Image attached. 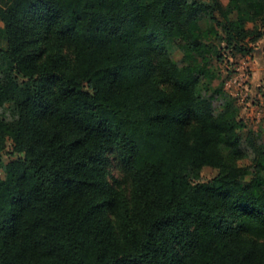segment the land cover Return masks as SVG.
Segmentation results:
<instances>
[{
	"label": "trees",
	"instance_id": "obj_1",
	"mask_svg": "<svg viewBox=\"0 0 264 264\" xmlns=\"http://www.w3.org/2000/svg\"><path fill=\"white\" fill-rule=\"evenodd\" d=\"M227 7L0 0L2 59L30 81L0 78V264H264V187L221 151L241 137L231 109L166 46L202 53L201 10L244 42ZM249 7L260 16L264 0ZM204 166L225 172L197 180Z\"/></svg>",
	"mask_w": 264,
	"mask_h": 264
},
{
	"label": "rangeland",
	"instance_id": "obj_2",
	"mask_svg": "<svg viewBox=\"0 0 264 264\" xmlns=\"http://www.w3.org/2000/svg\"><path fill=\"white\" fill-rule=\"evenodd\" d=\"M151 0H141L143 4ZM207 1V0H200ZM228 3L225 14H218L222 23L229 20H242L244 42L235 35L230 36L222 27H218L201 10L202 28L206 31L201 39L202 53L187 47L180 38H169L166 46L170 57L178 66L197 65L203 67L200 89L206 96H212L216 112L229 107L230 124L240 132L237 150L221 145L222 154L228 166L245 167L247 174L241 178L242 185L253 183L256 193L264 187V13L254 16L249 7L252 0H223ZM245 44V49L239 50ZM8 46L4 23L0 21V78L12 76L19 84H30L28 78L5 65L1 51ZM255 149V150H254ZM7 160V157H4ZM225 172L210 166H204L197 180L207 181L218 173ZM111 174L119 176L115 167ZM6 177V163L0 162V180Z\"/></svg>",
	"mask_w": 264,
	"mask_h": 264
}]
</instances>
